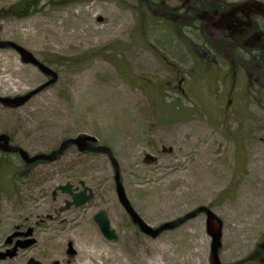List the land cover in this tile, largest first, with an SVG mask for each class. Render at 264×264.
Wrapping results in <instances>:
<instances>
[{"label":"rangeland","instance_id":"rangeland-1","mask_svg":"<svg viewBox=\"0 0 264 264\" xmlns=\"http://www.w3.org/2000/svg\"><path fill=\"white\" fill-rule=\"evenodd\" d=\"M221 1L261 4L264 11V0L203 2ZM22 2L0 0V40L29 51L58 74V81L20 108L0 105V133L30 155L49 153L65 139L93 136L112 152L125 195L147 225L158 228L206 206L223 224L221 263L261 264L264 102L237 98L234 91L230 97V80L217 81L194 52L193 46L213 43L219 34L211 27H191L186 10L179 9L184 0H34L30 14L18 18ZM229 48L221 47L220 56L230 66ZM219 65L226 76L225 65ZM44 82L15 51L0 49V97L25 95ZM245 85L238 80L234 89ZM21 162L0 154V243L24 226L37 244L0 264H78L70 249H86L83 236L70 233L71 246L63 238L75 223L91 229L97 248L110 254L165 247L163 264H209L204 215L157 238L144 235L118 202L106 155L68 148L59 160L29 171L35 184L44 182L46 194L28 184L15 202L2 182L10 183L12 172L22 174ZM81 181L93 190V201L58 212L69 198L58 193L53 200L52 191ZM100 211L116 241L106 240L94 222ZM53 239L64 242L57 257L47 252Z\"/></svg>","mask_w":264,"mask_h":264},{"label":"flooded vegetation","instance_id":"flooded-vegetation-1","mask_svg":"<svg viewBox=\"0 0 264 264\" xmlns=\"http://www.w3.org/2000/svg\"><path fill=\"white\" fill-rule=\"evenodd\" d=\"M200 3L201 2H194V0H184V2H182L181 8L179 9H185L186 14L190 13L191 11L197 12L198 9L196 4ZM260 5L261 4H254L250 2L243 4H232L229 6V8H227V5H223V10L215 11L214 13L203 10L201 12L202 14L196 13V16L194 17L196 20H198L197 22L201 29H205V27H211L214 29L216 34H219L220 36L215 42H210V44H212V46L216 49V54H213L210 51L205 52L198 47L193 48L194 52L199 56V58L203 60L204 64L206 65L204 67L209 69L210 66L211 72L215 73L217 81L230 80V97H233L231 92L234 91L237 95V98L240 97L239 95L242 97L248 96V98H250L252 101H255L256 103L259 101L264 102V11L261 9ZM222 40H225L226 44L230 45V61L232 62L230 66L225 64L226 60L224 56H220L221 51H225L221 49L222 44L220 43H223ZM214 60H216L214 64L217 65V68L220 66L219 64L225 65L227 70L226 76L222 75L223 72L221 69L219 70L213 64H211V62ZM174 75L177 76L179 74L175 73ZM47 80L48 78H45V81ZM238 80L239 82H246L245 88L242 90L234 89ZM2 134H5L9 137V144L11 146L21 148L20 146L14 144L11 136L8 133H0V135ZM0 154L1 156H17L22 161V166L20 168L22 174H19L18 172H12V174L9 176L11 179V186L8 182H2L4 187L8 188L7 190L9 193L7 197L9 196L11 201L14 199V201L17 202L20 194L23 195L21 190L26 189L28 184H31L30 189L37 188L40 190L41 195L43 193L46 194L45 189L43 190L44 182L38 181V184H35V182L32 180L33 176L29 174V171L35 168L38 164L52 162L38 161L32 164H27L21 159L18 152L5 153L0 150ZM29 156L34 155L29 154ZM2 167L4 166L0 167V172H3ZM0 178H2V174L0 175ZM14 182H16L18 186L15 185ZM69 184H71L72 189L76 192L82 189L80 182L79 186H76L72 183ZM57 187L51 193L53 200H56L58 193H61L60 191H56ZM1 194L4 193L1 191ZM21 201L26 202L24 198H21ZM30 230L31 229H29V227L21 226L16 228L14 232L8 234L4 238V242L0 243V262L12 259L8 257V251L15 246H18V248L14 257H17L19 254L36 246L37 241L33 237L34 232L31 230V235L27 236ZM31 239L34 240V244L32 246L26 249L20 248L24 243ZM3 256L6 257L1 259ZM251 258L254 259L255 256H251L250 259ZM258 260H260L261 264H264V255Z\"/></svg>","mask_w":264,"mask_h":264},{"label":"water","instance_id":"water-1","mask_svg":"<svg viewBox=\"0 0 264 264\" xmlns=\"http://www.w3.org/2000/svg\"><path fill=\"white\" fill-rule=\"evenodd\" d=\"M0 49H11L15 51L23 64L31 65L37 68L41 74L45 77H48L49 80L40 86H38L35 90L16 97H0V105H3L7 108H20L26 105L34 96L54 85L58 80V75L51 68L46 65L40 63L29 51L24 49L23 47L13 43L11 41H3L0 40ZM97 143V139L93 136L89 135H79L74 138H69L63 140L58 147L51 151L48 154H39L35 156H29V154L23 149L11 146L9 144V137L5 134L0 135V150L5 153H14L18 152L20 154L21 159L27 163L32 164L38 161L45 162H54L60 156H62L65 151L70 147H76L78 152H92V153H100L104 154L108 157L113 170H114V182H115V192L120 205L124 208L125 212L129 215L131 222L136 225L141 233L151 238H157L161 233L165 231L174 230L177 227L185 224L187 221L195 218L198 215H204L205 217V228L206 233L210 237V251H209V264H221L219 258V251L221 249V239H222V221L221 219L208 207L200 206L195 210L187 213L185 216L162 224L158 228H151L147 225L133 210L130 205L123 186L120 181L119 175V165L117 161L114 159L112 152L109 148L101 145H94ZM82 189L78 192L72 189L71 184L66 183L57 187L56 191H60L62 194H65L69 197V200L65 201L64 206L60 207L58 212H64L69 210L70 208H82L88 204H90L94 199V194L90 188L85 186L84 182H80ZM94 222L97 224L100 232L104 236V238L108 241H116L117 235L115 231L111 229L110 222L107 214L104 211H100L93 216ZM31 235V230L28 232L27 236ZM34 244V240H29L21 246V249H26ZM18 246L13 247L8 251V257L13 258L16 255ZM6 256H3L4 259ZM28 264H38L33 261H29Z\"/></svg>","mask_w":264,"mask_h":264},{"label":"bare ground","instance_id":"bare-ground-1","mask_svg":"<svg viewBox=\"0 0 264 264\" xmlns=\"http://www.w3.org/2000/svg\"><path fill=\"white\" fill-rule=\"evenodd\" d=\"M70 228L75 230H68V232L63 235L64 242H66L68 246H71L72 242H74L70 237V233L81 234L83 236V241L86 242V249L78 247H72V249H70L71 255L78 256V264H163V257H166L168 251L165 247H159L155 249V251L150 250L147 253L139 249L132 256L110 254L108 251L97 248V245H95V242L92 241L91 238L93 232L88 227H82L78 223H75L71 225ZM64 242L59 241V239L50 242L51 244L47 252H49L51 257L60 255L64 247Z\"/></svg>","mask_w":264,"mask_h":264},{"label":"trees","instance_id":"trees-1","mask_svg":"<svg viewBox=\"0 0 264 264\" xmlns=\"http://www.w3.org/2000/svg\"><path fill=\"white\" fill-rule=\"evenodd\" d=\"M205 0H194V2H201L200 4H196V7L198 9L197 12H190V13H187L186 16L188 17V24L191 26V27H195V29L198 28V30L200 31L201 28L198 24V20H196L194 17L196 16V13L198 14H202L201 12L203 10L205 11H209L211 13H214L215 11H219V10H223V1H221L220 3H216V4H209V2H203ZM34 3V0H23V2L18 5V10H17V14H15L18 18H21V17H26L27 15L30 14V12L32 11L31 9H33L35 7V5L33 4ZM230 5H227V8H229ZM168 17L169 19H172V16H171V13L168 14ZM175 18V17H174ZM167 19V18H166ZM223 43H220L222 44V47H226V46H230L229 44H226L225 40H222ZM204 43H202L200 46H193V47H201L200 49L205 51V52H208V50H204V48H208L206 45H210V47H213L212 44H210L209 42H206V45L203 46Z\"/></svg>","mask_w":264,"mask_h":264}]
</instances>
